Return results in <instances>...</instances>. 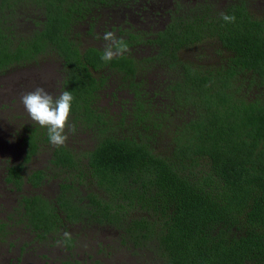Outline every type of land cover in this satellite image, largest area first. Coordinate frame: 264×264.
I'll list each match as a JSON object with an SVG mask.
<instances>
[{
    "label": "trees",
    "instance_id": "1",
    "mask_svg": "<svg viewBox=\"0 0 264 264\" xmlns=\"http://www.w3.org/2000/svg\"><path fill=\"white\" fill-rule=\"evenodd\" d=\"M149 1L0 0V72L55 56L74 97L66 133L89 136L56 147L26 129L6 184H59L53 200L21 197L24 227L67 248L66 227H111L151 264H264V0H172L162 28L120 31L128 51L109 62L73 35L103 8ZM22 5L39 9L32 30L16 27ZM46 145V167L25 176Z\"/></svg>",
    "mask_w": 264,
    "mask_h": 264
},
{
    "label": "rangeland",
    "instance_id": "2",
    "mask_svg": "<svg viewBox=\"0 0 264 264\" xmlns=\"http://www.w3.org/2000/svg\"><path fill=\"white\" fill-rule=\"evenodd\" d=\"M216 1L220 5L227 2ZM122 6L103 8L95 14L94 19L97 20L90 34L87 33L89 17L74 28L73 35L81 43V48L89 45L104 48L106 42L103 36L106 31H112L118 36L121 35L120 31L126 33L162 28L168 21V11L172 10L173 1L150 0L144 11L139 5ZM40 16L39 9L33 10L22 5L14 22L20 31L32 30L33 23L41 19ZM62 78L60 62L53 55H43L29 64L0 72V264H151L153 260L150 253L122 242L120 233L111 227H66L59 234H69L68 237L73 239L72 248L53 239L38 240L35 234L24 227L21 218L23 209L18 204L21 197L40 194L53 200L58 193L59 179H49L36 189L25 184L20 193L13 191L5 182L7 167L22 161L26 129L32 124H38L28 115L21 97L37 87L58 97L61 94ZM88 140V135L78 132L69 136L66 143L74 148H82ZM49 145L42 147L26 165L25 176L32 170L46 167L50 155Z\"/></svg>",
    "mask_w": 264,
    "mask_h": 264
},
{
    "label": "clouds",
    "instance_id": "3",
    "mask_svg": "<svg viewBox=\"0 0 264 264\" xmlns=\"http://www.w3.org/2000/svg\"><path fill=\"white\" fill-rule=\"evenodd\" d=\"M221 19L226 23H234L236 17L221 13ZM105 47L101 59L109 62L114 58L123 56L128 51L127 43L117 38L112 31H106L103 36ZM74 97L70 91H63L58 97H53L45 89L37 87L21 97V103L28 115L41 127H46L49 142L56 147L63 146L68 135L66 129L75 132V126L69 128L70 113ZM68 237L69 234L65 233Z\"/></svg>",
    "mask_w": 264,
    "mask_h": 264
}]
</instances>
